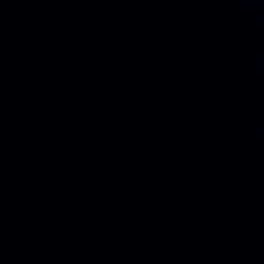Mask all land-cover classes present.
<instances>
[{"label": "water", "instance_id": "water-1", "mask_svg": "<svg viewBox=\"0 0 264 264\" xmlns=\"http://www.w3.org/2000/svg\"><path fill=\"white\" fill-rule=\"evenodd\" d=\"M0 264H264V0H0Z\"/></svg>", "mask_w": 264, "mask_h": 264}]
</instances>
